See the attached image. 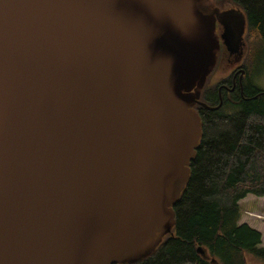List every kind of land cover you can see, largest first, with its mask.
Wrapping results in <instances>:
<instances>
[{
	"label": "water",
	"instance_id": "1",
	"mask_svg": "<svg viewBox=\"0 0 264 264\" xmlns=\"http://www.w3.org/2000/svg\"><path fill=\"white\" fill-rule=\"evenodd\" d=\"M210 1L0 0V264L155 252L202 135Z\"/></svg>",
	"mask_w": 264,
	"mask_h": 264
},
{
	"label": "trees",
	"instance_id": "2",
	"mask_svg": "<svg viewBox=\"0 0 264 264\" xmlns=\"http://www.w3.org/2000/svg\"><path fill=\"white\" fill-rule=\"evenodd\" d=\"M216 1L245 12L248 59L264 53V0ZM252 81L243 95L198 113L202 135L189 180L173 205L175 225L154 253L123 264H250L249 256L264 264L262 233L238 223L239 201L248 194L264 196V88ZM205 100L215 104L208 95Z\"/></svg>",
	"mask_w": 264,
	"mask_h": 264
},
{
	"label": "flooded vegetation",
	"instance_id": "3",
	"mask_svg": "<svg viewBox=\"0 0 264 264\" xmlns=\"http://www.w3.org/2000/svg\"><path fill=\"white\" fill-rule=\"evenodd\" d=\"M207 4L212 11L215 10L214 8H219L220 11H228L225 15L220 14L219 11L215 21L216 33L220 42L217 63L215 65L225 63L226 66H230V70L220 80L212 83V86L207 84L209 86L206 87L207 89L203 87L201 90L203 98H200L203 104L198 103L194 106L199 114L202 108L214 110L210 107L223 105L226 99L230 100L237 93L238 95H243L244 89L253 83L252 75L254 72L252 67L247 63V59L249 58H247L249 53L248 24L247 17L245 21L241 13V7L235 3L224 5L216 0L207 2ZM212 73L208 76L206 83L210 80ZM206 95L211 99H215V104L209 105L208 101L205 100ZM204 104L209 107H206Z\"/></svg>",
	"mask_w": 264,
	"mask_h": 264
},
{
	"label": "rangeland",
	"instance_id": "4",
	"mask_svg": "<svg viewBox=\"0 0 264 264\" xmlns=\"http://www.w3.org/2000/svg\"><path fill=\"white\" fill-rule=\"evenodd\" d=\"M251 47L252 44L250 41L248 50L249 54ZM259 51L260 52L257 53V55H255L253 58L247 59V63L252 67L254 71L252 75L254 82L259 84L261 88H264V53H262L261 50ZM248 57L249 55H247V58ZM229 70L230 66H226L225 63H218L214 68L210 80H208L207 83L212 86V83L220 80V78L223 77V75H226ZM239 203H241L240 205L242 208V215L238 223H247L251 227L258 229L262 233L261 245L264 247V196L248 194L246 197L242 198ZM250 258L252 259L250 260V264H259L257 261H255L254 258L249 256V259Z\"/></svg>",
	"mask_w": 264,
	"mask_h": 264
}]
</instances>
